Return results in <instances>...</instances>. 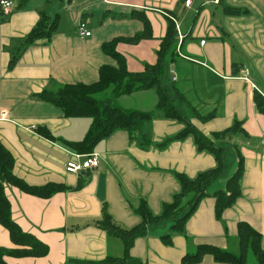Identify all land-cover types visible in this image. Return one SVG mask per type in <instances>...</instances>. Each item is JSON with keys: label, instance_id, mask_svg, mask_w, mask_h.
Listing matches in <instances>:
<instances>
[{"label": "crops", "instance_id": "0c3cea01", "mask_svg": "<svg viewBox=\"0 0 264 264\" xmlns=\"http://www.w3.org/2000/svg\"><path fill=\"white\" fill-rule=\"evenodd\" d=\"M9 1L13 4L10 13H0V114L6 115V120L0 119V144L13 157L17 178L34 187L61 184L65 190L42 199L4 185L11 219L22 232L48 247L45 257H6V264H91L107 257H124L122 243L95 225L102 211L119 226L135 228L140 218L134 209L140 200L146 202L153 216H159L163 205L180 190L177 175L194 179L217 166L212 154L197 150L191 136L165 143L186 124L215 145L213 134L235 123L241 125L242 136L235 134L223 141L228 158L234 151L237 160L238 156L242 158L241 195L220 219L216 218L212 195L225 191L234 169L207 188L209 196L199 202L185 224L186 238L173 234L171 244L165 245L161 241L165 231L150 233L135 240L130 257L147 264H180L190 243L230 251L229 244L237 241L239 222H246L261 234L264 249V112L258 110L254 100L255 95L264 99V0H222L219 4L191 0L189 8L184 6L185 0ZM207 5L219 11L203 9ZM226 6L242 9L243 13L227 16L223 13ZM135 10L148 20L149 36L138 43L120 42L116 51L125 57L128 72H141L145 65L156 63L160 41L175 20L184 39L180 55L165 60V84L174 82L186 99L181 107L186 123L165 120L156 113L142 130L146 145L138 139L140 135L130 139L126 132L116 131L91 151L99 157L98 168L69 174L65 164L71 155L85 154L68 146L85 139L91 119L66 118L39 96L45 90L54 93L63 85L96 82L99 68L112 65L102 45L143 31L141 22L130 18ZM42 15L49 20L59 15L56 31L49 40L24 46L25 37ZM89 17L96 19L94 27L85 20ZM79 19L86 22L89 38L76 35ZM12 51L18 57L13 63ZM245 71L248 81L243 79ZM114 104L124 110L151 113L157 105V94L153 90L136 92L115 99ZM32 127L36 129L30 130ZM234 163L231 168H237ZM0 248H13L1 225ZM199 264L218 263L205 256Z\"/></svg>", "mask_w": 264, "mask_h": 264}, {"label": "trees", "instance_id": "16d2710c", "mask_svg": "<svg viewBox=\"0 0 264 264\" xmlns=\"http://www.w3.org/2000/svg\"><path fill=\"white\" fill-rule=\"evenodd\" d=\"M222 0H218L219 4ZM133 19H137L143 25V31L131 38H117L102 45V51L112 62L99 68L98 79L88 85L72 84L63 85L56 92L47 90L39 96L40 100L51 103L57 107L66 118H90L91 126L85 139L81 142L69 144V148L80 154H90L96 143L108 138L116 131H124L130 139L140 135L144 145L146 135L142 130L159 113L165 120L186 123V113L181 108L186 104L184 96L177 91L175 83L165 84L167 68L165 60L167 56H174L177 51V31L173 21L163 39L160 41L156 52L157 61L154 65H145L138 73H130L124 56L116 51V45L120 42L138 43L149 36V22L142 12L132 11ZM223 13L227 16H239L242 9L224 7ZM172 16V15H169ZM173 18V17H172ZM59 15L49 20L42 15L35 27L25 37L23 45L30 46L38 40H49L58 26ZM182 44V43H181ZM181 47V45H180ZM13 63V61H11ZM153 90L157 94V105L151 113H143L136 110H124L114 104V100L123 96H129L136 92ZM109 93L110 96L103 95ZM256 106L260 112H264L262 99L254 96ZM201 120L208 117H199ZM41 135L45 131L39 129ZM242 134L241 125L235 123L230 129L212 135L213 140L219 141L215 145L212 140L204 136L192 126L186 124L185 128L175 137L167 140H183L191 136L197 150L213 155L217 162L214 169L198 174L194 179H188L184 175H177L180 190L173 195L171 201L162 207L159 216H153L146 202L140 200L134 209L135 215L140 218L138 226L125 229L116 224L105 212H101V218L95 225L111 238L119 240L124 248V257H107L100 262L91 264H147L130 257V251L136 239L143 238L156 231H165L161 241L165 245L171 244V236L179 234L185 236L184 227L191 217L199 202L209 195L207 188L218 178L224 176L227 155L223 141L235 134ZM14 159L9 151L0 144V225L8 232L13 244L12 249L0 248V264H6L4 258H42L48 253V247L33 235L22 232L20 227L11 219L10 203L4 193V185L19 189L21 192L47 199L53 194L63 192L65 187L61 184H47L34 187L26 184L13 174ZM243 175L242 158L238 156L235 172L227 179L225 191H218L212 195L215 199V216L220 219L222 213L231 207L241 195L239 182ZM187 200L186 204L184 201ZM238 253H231L211 244H200L194 251L186 253L180 260V264H199L205 256L213 258L218 264H247L248 254H252L256 264H264V249L261 246V234L254 230L246 222L236 225Z\"/></svg>", "mask_w": 264, "mask_h": 264}, {"label": "built area", "instance_id": "2783aa9c", "mask_svg": "<svg viewBox=\"0 0 264 264\" xmlns=\"http://www.w3.org/2000/svg\"><path fill=\"white\" fill-rule=\"evenodd\" d=\"M214 4L218 3V0H213ZM191 5V0H185L184 6L189 8ZM13 4L9 0H0V13L4 16L10 13ZM175 29L177 31L178 45L176 48L177 54L180 55V45L184 39L183 35L178 30V25L173 19ZM76 35L81 39H86L91 36V33L87 30L86 22L80 20L76 27ZM204 41L200 42V45H203ZM185 60H188L187 57L181 55ZM243 79L248 81V72H244ZM175 80V78H174ZM0 119L6 120V115L4 112L0 114ZM36 128L32 127L30 130L34 131ZM99 166V157L97 154L91 153L87 155L72 154L70 159L65 164V171L69 174L80 175L81 173L88 172L98 168Z\"/></svg>", "mask_w": 264, "mask_h": 264}, {"label": "rangeland", "instance_id": "374dc122", "mask_svg": "<svg viewBox=\"0 0 264 264\" xmlns=\"http://www.w3.org/2000/svg\"><path fill=\"white\" fill-rule=\"evenodd\" d=\"M200 5V4H199ZM203 9H209V10H213V11H216V10H218L219 11V8H217V7H215V6H213V5H207V6H204L203 7ZM87 14H88V12H87ZM193 15H194V13L193 14H191V15H189V17H188V19H192V17H193ZM68 20V19H67ZM81 19H79L78 20V22L80 21ZM85 20H86V22L88 23V25H90V27H94L95 26V24H96V19H91V17H89V18H85ZM189 21V20H188ZM78 22H77V24H78ZM76 24V23H75ZM77 26V25H76ZM75 26V27H76ZM190 42H195V41H198V40H193V39H191V40H189ZM182 52H183V48H182V50H181ZM183 53H185V51L183 52ZM187 56V55H186ZM18 59V57H17V55H16V51H12L11 52V55H10V61L12 60L13 62H15V60H17ZM167 80V79H166ZM170 80V79H169ZM167 84H168V82H167ZM103 95H106V96H110V94L109 93H105V94H103ZM148 125V124H147ZM235 135H233L232 137H234ZM240 136H242V135H240V134H238L237 135V137H240ZM231 137V138H232ZM140 141H141V138L139 137L138 138ZM216 142V144L217 145H220L221 143L219 142V141H215ZM224 147L225 146H227V145H223ZM258 152H260V151H258ZM228 154H232V156L231 157H229V158H227V161H226V166H227V171L224 173V175L225 174H227V173H229V171H230V173H232L233 172V170L234 169H236V168H231V166L233 165V162H235L234 163V165H236L237 166V158H236V153H235V151L234 152H229ZM226 176V175H225ZM186 202H187V200H185L184 201V203L186 204ZM114 242L115 243H117V245H120L119 244V242L117 241V240H114ZM233 242H234V245H233ZM233 242H231L230 244H229V249H230V251L229 250H227V251H229V252H231V253H237L238 252V247H237V241L236 240H234ZM194 248H195V246H193L191 243L189 244V249H188V251L189 252H192V251H194ZM247 264H256V261H255V258H254V256L252 255V254H248V256H247Z\"/></svg>", "mask_w": 264, "mask_h": 264}]
</instances>
